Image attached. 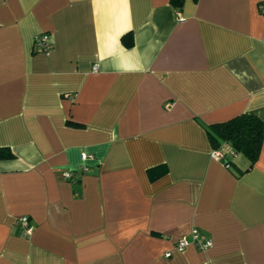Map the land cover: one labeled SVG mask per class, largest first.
I'll list each match as a JSON object with an SVG mask.
<instances>
[{
  "label": "crops",
  "instance_id": "1",
  "mask_svg": "<svg viewBox=\"0 0 264 264\" xmlns=\"http://www.w3.org/2000/svg\"><path fill=\"white\" fill-rule=\"evenodd\" d=\"M243 112L264 0H0V264H264V137L239 172L206 130Z\"/></svg>",
  "mask_w": 264,
  "mask_h": 264
},
{
  "label": "trees",
  "instance_id": "2",
  "mask_svg": "<svg viewBox=\"0 0 264 264\" xmlns=\"http://www.w3.org/2000/svg\"><path fill=\"white\" fill-rule=\"evenodd\" d=\"M179 0H172V3L177 4ZM123 43L126 46L132 45V37L123 35ZM208 136L212 143L213 149H218L223 145H228L232 153L242 154L246 160L247 165L244 168L239 167V172L248 170L260 153L262 137H264V122L255 114L243 112L226 121L212 123L206 125ZM14 154L6 149L0 147V158H11ZM231 157V154L230 156ZM229 157L223 159L227 165H233ZM153 169L149 170L150 176L153 178Z\"/></svg>",
  "mask_w": 264,
  "mask_h": 264
},
{
  "label": "built area",
  "instance_id": "3",
  "mask_svg": "<svg viewBox=\"0 0 264 264\" xmlns=\"http://www.w3.org/2000/svg\"><path fill=\"white\" fill-rule=\"evenodd\" d=\"M176 14H177L178 20L183 19L180 11H177ZM34 42H35V45L37 46V49L39 51L48 52L51 49V44H50V42H48V39H47L46 35H44V34L35 35ZM230 154H232V151L228 145H225V146L223 145L222 147H220L218 149H212V151H211L212 157H214L216 159H220L222 161H223V159H225ZM81 157L85 158L86 153L82 152ZM83 170H84V168H83ZM63 176L66 178H69L71 176V173L68 171H65V172H63ZM16 223L22 228L23 233L26 235L29 234L33 228L32 225L29 223V219L27 216L18 217ZM190 244H194L198 248L202 249V248H207V247L211 246L212 241H211V239L204 236L199 231V229L192 228L189 235L178 238L174 242L173 248L178 250V251H182L183 249H185ZM170 255H171L170 251H166L164 253L165 257H168Z\"/></svg>",
  "mask_w": 264,
  "mask_h": 264
}]
</instances>
